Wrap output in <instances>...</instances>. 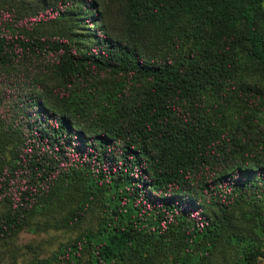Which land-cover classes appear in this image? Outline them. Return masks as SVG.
<instances>
[{"label": "trees", "instance_id": "1", "mask_svg": "<svg viewBox=\"0 0 264 264\" xmlns=\"http://www.w3.org/2000/svg\"><path fill=\"white\" fill-rule=\"evenodd\" d=\"M85 219L33 263L264 264V0H0V239Z\"/></svg>", "mask_w": 264, "mask_h": 264}, {"label": "rangeland", "instance_id": "2", "mask_svg": "<svg viewBox=\"0 0 264 264\" xmlns=\"http://www.w3.org/2000/svg\"><path fill=\"white\" fill-rule=\"evenodd\" d=\"M42 219L40 218V220ZM88 222L94 224L90 220ZM86 225V219L74 227L68 228H55L45 224L44 221L33 224L30 228L22 229L14 236L0 239V264H34L35 256L47 255L61 241L66 240L70 235H74ZM233 254L236 255V249L233 246L218 249L214 253V264H230L234 257Z\"/></svg>", "mask_w": 264, "mask_h": 264}]
</instances>
